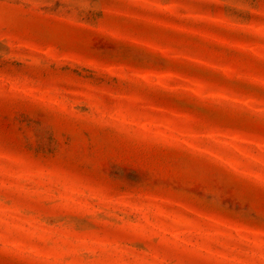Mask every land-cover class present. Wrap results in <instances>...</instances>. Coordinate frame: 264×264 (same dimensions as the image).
<instances>
[{
  "label": "rangeland",
  "instance_id": "rangeland-1",
  "mask_svg": "<svg viewBox=\"0 0 264 264\" xmlns=\"http://www.w3.org/2000/svg\"><path fill=\"white\" fill-rule=\"evenodd\" d=\"M0 264H264V0H0Z\"/></svg>",
  "mask_w": 264,
  "mask_h": 264
}]
</instances>
